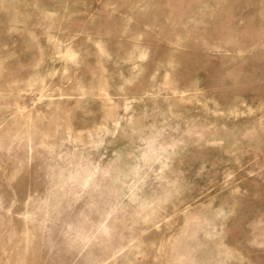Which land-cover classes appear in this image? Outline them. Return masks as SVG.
Masks as SVG:
<instances>
[{"label": "rangeland", "instance_id": "obj_1", "mask_svg": "<svg viewBox=\"0 0 264 264\" xmlns=\"http://www.w3.org/2000/svg\"><path fill=\"white\" fill-rule=\"evenodd\" d=\"M0 264H264V0H0Z\"/></svg>", "mask_w": 264, "mask_h": 264}]
</instances>
